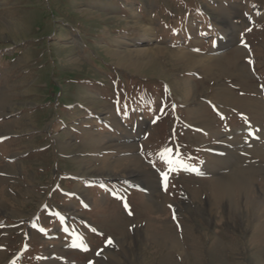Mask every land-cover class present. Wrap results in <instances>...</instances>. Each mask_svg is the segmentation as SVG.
Masks as SVG:
<instances>
[{
    "label": "rangeland",
    "instance_id": "1",
    "mask_svg": "<svg viewBox=\"0 0 264 264\" xmlns=\"http://www.w3.org/2000/svg\"><path fill=\"white\" fill-rule=\"evenodd\" d=\"M263 96L264 0H0V264H264Z\"/></svg>",
    "mask_w": 264,
    "mask_h": 264
},
{
    "label": "bare ground",
    "instance_id": "2",
    "mask_svg": "<svg viewBox=\"0 0 264 264\" xmlns=\"http://www.w3.org/2000/svg\"><path fill=\"white\" fill-rule=\"evenodd\" d=\"M154 50V49H153ZM162 50V49H161ZM235 50V49H234ZM150 51H152V50H149V51H145V50H143V51H139V52H137V53H135V55L133 56V55H130L129 56V58H128V60L129 59H131L132 61L133 60H136V61H140L141 62V60L143 61V60H146V59H149V58H151V56H152V54H148ZM241 50H239V52H240ZM236 52H238V51H236ZM236 54V53H235ZM177 55V54H176ZM182 55V54H181ZM128 57V56H127ZM185 57L186 58H188L189 60H192L193 62H195L197 65H199V67H201V69H203V70H206V69H211V68H213L212 66H215V65H221L220 64V60L218 59V58H214V57H207V56H203V57H197V56H195V55H193V54H191V53H189V52H186L185 53ZM230 58V57H229ZM237 58V57H236ZM227 59V58H226ZM231 59V58H230ZM233 60V59H232ZM226 61H228V60H226ZM231 61V60H230ZM238 61H236V60H234L233 61V63L231 64V70L233 69V68H235V67H238V65L237 64H239V63H237ZM228 63V62H227ZM197 68V67H196ZM200 69V68H199ZM236 70L238 69V68H235ZM209 71V70H208ZM235 77H237L236 75H235ZM240 77H241V75H240ZM244 83H246V82H244ZM226 94H229L230 96H228L227 97V99H223L221 102H220V104H221V106H222V108L224 109V110H227V109H229V108H232V109H237L238 107H239V109L240 108H242V107H244V106H249L250 108H260L261 106L260 105H258V102L257 101H253V98H250V96H249V98L248 97H246V100L244 101V99H243V97H240L239 95H235L234 94V92H232V93H230L229 91L228 92H226L225 93V95ZM237 94V93H236ZM3 95V94H2ZM5 95V94H4ZM8 103V101L7 100H5V98H2V97H0V109H2L3 107H5V105ZM264 105V104H263ZM7 106V105H6ZM258 115V114H257ZM251 125L253 126L254 125V123H251ZM264 131V130H263ZM1 134H3V131L2 132H0V136H1ZM64 146V145H63ZM118 146V145H117ZM67 148V147H66ZM125 148V147H124ZM119 150H121V149H119ZM139 158V157H138ZM137 158V159H138ZM224 159V158H223ZM132 160V159H131ZM122 161V160H121ZM139 161V160H138ZM225 162V161H224ZM117 163V162H116ZM113 166V165H112ZM127 166V165H126ZM240 168V167H239ZM256 170V169H255ZM257 170H261V169H257ZM263 170V169H262ZM139 171V170H138ZM137 170H133V169H131L130 171H129V173L131 174L130 175V178L133 180V179H140L141 180V174H140V172H138ZM240 171H242L241 169H240ZM242 172H244V170L242 171ZM235 174V173H234ZM246 174V176H244V177H241V176H239V175H233V176H230V177H228V178H225V179H222L220 182H219V184H218V186H217V193H216V195H217V197H219V198H227V197H229L230 195H231V190H232V188L235 186V184L239 181V187H243V188H245V187H248L250 184V178H251V176H253V175H247V174H251V171L249 172V173H245ZM134 181V180H133ZM141 183H143V181L141 180ZM237 189H238V187H237ZM245 190H246V188H245ZM81 238V237H80ZM76 239V240H75ZM74 240V242L73 243H77V242H79L80 243V240L79 239H77V238H75ZM82 241V240H81ZM174 244H176V242L174 241ZM46 263H48V262H46Z\"/></svg>",
    "mask_w": 264,
    "mask_h": 264
},
{
    "label": "snow or ice",
    "instance_id": "3",
    "mask_svg": "<svg viewBox=\"0 0 264 264\" xmlns=\"http://www.w3.org/2000/svg\"><path fill=\"white\" fill-rule=\"evenodd\" d=\"M252 134L254 135V133H252ZM173 151L174 150L171 149V148H164L159 153L160 156L162 157V159H164L169 166H173L174 164L179 163L182 167H184L186 169L187 168H190V170H192V171H199V169L196 166L190 165L187 161L182 160V159H179L178 157H175L174 158ZM173 170H176V169L173 168ZM160 174H161V176L164 179L165 189H167L168 173L167 172H161ZM125 207L128 208L129 206L127 204H125ZM130 214H131V212H130ZM93 231H95V229H93ZM106 242L108 244H112L113 243V240H112L111 237H108ZM78 246H84V245H78Z\"/></svg>",
    "mask_w": 264,
    "mask_h": 264
}]
</instances>
